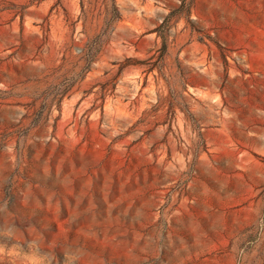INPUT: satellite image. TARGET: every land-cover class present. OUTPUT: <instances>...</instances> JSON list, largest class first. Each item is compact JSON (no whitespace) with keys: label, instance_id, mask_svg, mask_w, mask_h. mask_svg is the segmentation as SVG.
<instances>
[{"label":"rangeland","instance_id":"rangeland-1","mask_svg":"<svg viewBox=\"0 0 264 264\" xmlns=\"http://www.w3.org/2000/svg\"><path fill=\"white\" fill-rule=\"evenodd\" d=\"M0 264H264V0H0Z\"/></svg>","mask_w":264,"mask_h":264},{"label":"trees","instance_id":"trees-1","mask_svg":"<svg viewBox=\"0 0 264 264\" xmlns=\"http://www.w3.org/2000/svg\"><path fill=\"white\" fill-rule=\"evenodd\" d=\"M195 0H190V3H193ZM183 2H185V0H183ZM183 6V5H181ZM170 15L167 16V19L164 20V22L160 25V27H166V25L168 24V18Z\"/></svg>","mask_w":264,"mask_h":264}]
</instances>
